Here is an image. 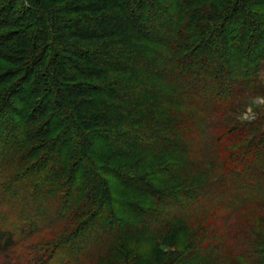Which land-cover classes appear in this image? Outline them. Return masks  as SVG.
Returning <instances> with one entry per match:
<instances>
[{
	"label": "trees",
	"instance_id": "trees-1",
	"mask_svg": "<svg viewBox=\"0 0 264 264\" xmlns=\"http://www.w3.org/2000/svg\"><path fill=\"white\" fill-rule=\"evenodd\" d=\"M261 94L264 0H0V264H264Z\"/></svg>",
	"mask_w": 264,
	"mask_h": 264
},
{
	"label": "rangeland",
	"instance_id": "rangeland-1",
	"mask_svg": "<svg viewBox=\"0 0 264 264\" xmlns=\"http://www.w3.org/2000/svg\"><path fill=\"white\" fill-rule=\"evenodd\" d=\"M264 112V94L258 95V96H253L249 98L248 100L245 101L241 107L237 108L235 111V118L238 119L239 122L245 123V122H250L258 119V117ZM27 192H25L26 194ZM15 198H17V203L15 204L16 206H23V207H28L27 202H31L32 200L27 196L24 198H21L20 196H15L11 195ZM12 199V198H11ZM20 204V205H19ZM39 204V202H38ZM14 204L11 205L10 209H14L16 207ZM264 212L262 213H255L253 215L248 216L245 218L247 223H254L260 225L261 229L263 230L264 233ZM26 222V221H22ZM263 227V228H262ZM43 239L42 235H39L37 240ZM166 247H164L165 249ZM58 260H55L53 264H57Z\"/></svg>",
	"mask_w": 264,
	"mask_h": 264
}]
</instances>
